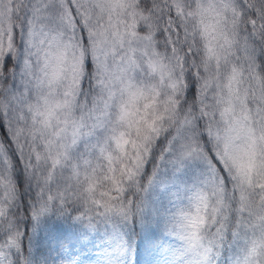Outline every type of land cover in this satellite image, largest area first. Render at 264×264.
<instances>
[{"label":"trees","instance_id":"obj_1","mask_svg":"<svg viewBox=\"0 0 264 264\" xmlns=\"http://www.w3.org/2000/svg\"><path fill=\"white\" fill-rule=\"evenodd\" d=\"M9 2L0 264H61L85 250L115 264L170 251L185 264H264V0H64L76 48L29 30L26 0ZM114 18L151 42L159 72L126 55L97 59ZM67 45L71 102L58 67ZM189 117L197 135L184 154L196 159L170 164Z\"/></svg>","mask_w":264,"mask_h":264},{"label":"rangeland","instance_id":"obj_2","mask_svg":"<svg viewBox=\"0 0 264 264\" xmlns=\"http://www.w3.org/2000/svg\"><path fill=\"white\" fill-rule=\"evenodd\" d=\"M13 2L16 0H12ZM79 1V6L84 7L87 0ZM19 4V3H18ZM25 10L23 11L22 20H26V25L29 30L40 27H48L49 33L65 35L70 41V47L76 48L77 34L73 21L70 19V14L64 4V0H26ZM14 10V11H13ZM17 9L10 6L9 0H0V64L6 58L11 57L13 51L14 35L11 32L10 20L12 14H18ZM85 21L88 22V16L85 15ZM182 25H185L186 20L182 19ZM127 23V26H126ZM120 25L124 26L123 28ZM109 29V32L100 31L101 39L104 41L100 50L97 51V59L111 55H126L139 65L149 66L151 69L159 72V66L153 59L151 42L146 39L136 37L130 29V20L124 18H114L110 26L104 25V28ZM61 56L58 60L62 79L60 82L61 91L66 94L65 98L68 102L72 101V89L75 84V59L66 57L72 49L67 46L60 48ZM66 52V53H63ZM33 53V52H32ZM37 55L36 53H34ZM51 54V53H50ZM48 54V55H50ZM52 59V58H49ZM38 60V57H37ZM31 68H26L25 73H19V81L28 79V74ZM172 79V78H170ZM172 83L175 85L174 80ZM19 84V83H18ZM173 85V86H174ZM9 90L6 91V93ZM5 105H15L13 94L8 93L2 97ZM197 135V124L193 117L186 118L177 132V137L169 154V163L181 165L190 160H195L196 155L190 157L184 154L186 147L193 149V142ZM72 148V147H70ZM171 161V162H170ZM149 264H185V257L177 251L167 252L164 256L156 258Z\"/></svg>","mask_w":264,"mask_h":264}]
</instances>
